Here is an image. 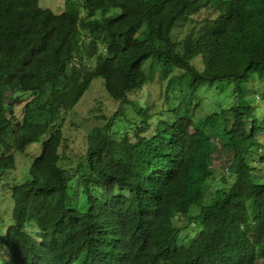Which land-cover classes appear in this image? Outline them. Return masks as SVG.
<instances>
[{
    "label": "trees",
    "instance_id": "1",
    "mask_svg": "<svg viewBox=\"0 0 264 264\" xmlns=\"http://www.w3.org/2000/svg\"><path fill=\"white\" fill-rule=\"evenodd\" d=\"M77 1L55 13L39 0H0V177L14 169V151L48 134L29 178L9 186L12 222L3 230L0 216V264H264V116L252 105V82H264V0ZM181 19L195 26L176 40ZM89 44L93 64L80 56ZM155 64L179 72L167 89L190 80L170 116L151 112L139 94ZM225 64L237 69L204 67ZM94 78L132 107L136 122L124 117L120 128L118 111L98 115L106 122L88 131L86 151L68 171L59 163V119ZM214 83L232 87L220 86L232 93L230 105L194 120L189 110ZM17 89L47 91V100L26 103L18 118L5 102ZM215 138L228 162L217 180ZM215 181L206 200L204 185ZM70 189L81 191L82 206L69 200Z\"/></svg>",
    "mask_w": 264,
    "mask_h": 264
},
{
    "label": "rangeland",
    "instance_id": "2",
    "mask_svg": "<svg viewBox=\"0 0 264 264\" xmlns=\"http://www.w3.org/2000/svg\"><path fill=\"white\" fill-rule=\"evenodd\" d=\"M72 3L77 0H68ZM67 0H39V5L44 8H50L55 13H61L65 10V4ZM83 12V9L81 8ZM111 15H116V10L110 12ZM204 13H195L192 17L200 19L204 16ZM96 17H100L101 14L98 11L95 14ZM195 26V21L190 19H181L173 29V35L176 40H182L189 30ZM147 26L146 23L142 24L137 30V37L143 40L146 37ZM96 47L93 44H89L87 48L81 46L80 56L82 59L93 64L94 63V54ZM79 56V58H80ZM198 66L202 67V62L196 60ZM210 73H216L222 70H231L237 69L232 64H225L221 68H211L204 65ZM179 75V72L175 70H164L158 64L154 65V72L148 82L144 85L143 89L139 91L140 96L143 98L148 105V108L151 112L158 113L162 116H170V110L179 104L180 100L183 98L187 92L190 80L184 79L181 83H174L169 89L167 85L170 79ZM225 85L226 90H232L229 84H220L214 83L211 86H204L201 88L199 94L201 99V105L198 107L191 108L189 114L195 120L196 118L203 116L213 110L220 109L223 107H228L232 100V93L222 92L220 86ZM253 92H254V102L258 110L255 113L258 115L259 119L264 116V82L255 79L252 82ZM47 91L40 93L38 96L32 94L29 91L23 90H12L6 93L5 102L13 106L14 112L18 118H21L25 110V104L30 102L31 106L40 107L47 100ZM137 94L132 92L128 94V98L131 100L135 99ZM251 105V107H252ZM254 106V108H255ZM256 109V108H255ZM37 110V111H36ZM35 119L44 120L46 117V111L36 109ZM118 111V116L115 119V126H120L123 128V125L118 123L119 119L128 118L132 120V123L136 122L133 118V109L129 104L120 103V101L108 97L105 93V90L102 86V80L100 78H94L91 86L88 91L80 98V100L66 113H61L59 122L62 124L61 129L65 137V142L59 147V154L64 158L59 161L60 165H65L68 168V171H71L70 168H74L77 161L83 157L86 151V135L88 131L96 125H103L106 121L102 118H98V115H105L110 117L115 112ZM218 124H221V120L218 119ZM135 126V125H132ZM125 127V126H124ZM130 126L125 127L128 129ZM115 128V127H114ZM216 130L217 127H212ZM264 136V134H262ZM48 137V134L43 135L38 141L29 144L26 149L22 152L14 151L13 154L16 158L14 169L5 171L0 177V216H1V225L3 230L12 222L11 220V208H12V199L10 197V189L13 183L21 182L29 178V169L33 159L38 156L42 151V141ZM263 139V138H262ZM261 139L262 142H264ZM218 138L214 139V145L216 147L214 152V162L213 167H215V177L216 180L218 176L224 172L228 175L226 166L228 162L224 157V150L220 146V143H217ZM260 141V140H259ZM227 172V173H226ZM73 181V179H69ZM219 184L215 181L214 184L206 183L204 189L206 192V200L212 198L215 194V187ZM79 193L76 191L69 190L68 198L69 200L74 201V206L80 207L83 204L82 193L77 196L73 193ZM192 232V231H191ZM196 233V230H195ZM6 255V249L3 247L0 256Z\"/></svg>",
    "mask_w": 264,
    "mask_h": 264
}]
</instances>
